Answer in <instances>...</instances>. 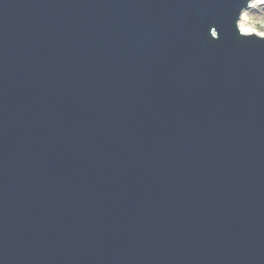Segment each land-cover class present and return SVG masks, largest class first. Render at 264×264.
Here are the masks:
<instances>
[{"label": "water", "instance_id": "water-1", "mask_svg": "<svg viewBox=\"0 0 264 264\" xmlns=\"http://www.w3.org/2000/svg\"><path fill=\"white\" fill-rule=\"evenodd\" d=\"M245 4L0 0V264H264Z\"/></svg>", "mask_w": 264, "mask_h": 264}, {"label": "clouds", "instance_id": "clouds-1", "mask_svg": "<svg viewBox=\"0 0 264 264\" xmlns=\"http://www.w3.org/2000/svg\"><path fill=\"white\" fill-rule=\"evenodd\" d=\"M248 11V0H246V4L239 7V11L236 14L234 24L235 30L239 34L240 37L243 38H251L256 37L261 40H264V34L258 32V29L261 27L260 21L258 19L252 18V14L250 16H245V13ZM247 19L248 26H242L240 24L241 20Z\"/></svg>", "mask_w": 264, "mask_h": 264}, {"label": "rangeland", "instance_id": "rangeland-1", "mask_svg": "<svg viewBox=\"0 0 264 264\" xmlns=\"http://www.w3.org/2000/svg\"><path fill=\"white\" fill-rule=\"evenodd\" d=\"M248 11V16L252 14V18L260 21L261 27L258 29V32L264 34V0H260L255 7L250 8ZM244 26H248L246 21L244 22Z\"/></svg>", "mask_w": 264, "mask_h": 264}, {"label": "bare ground", "instance_id": "bare-ground-1", "mask_svg": "<svg viewBox=\"0 0 264 264\" xmlns=\"http://www.w3.org/2000/svg\"><path fill=\"white\" fill-rule=\"evenodd\" d=\"M260 0H254L253 2H252V7H255L256 6V4L259 2ZM251 7V8H252ZM250 9V8H249ZM245 16L247 17L248 16V13H245ZM247 22V19H244V20H241L240 21V24L242 25V26H244V22Z\"/></svg>", "mask_w": 264, "mask_h": 264}, {"label": "snow or ice", "instance_id": "snow-or-ice-1", "mask_svg": "<svg viewBox=\"0 0 264 264\" xmlns=\"http://www.w3.org/2000/svg\"><path fill=\"white\" fill-rule=\"evenodd\" d=\"M215 34V33H214Z\"/></svg>", "mask_w": 264, "mask_h": 264}]
</instances>
